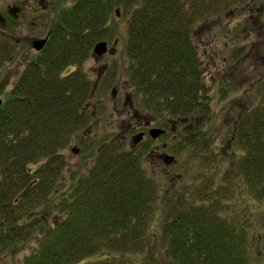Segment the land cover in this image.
I'll return each mask as SVG.
<instances>
[{"label":"trees","instance_id":"1","mask_svg":"<svg viewBox=\"0 0 264 264\" xmlns=\"http://www.w3.org/2000/svg\"><path fill=\"white\" fill-rule=\"evenodd\" d=\"M215 6L76 0L55 9L45 46L9 90L0 80V257L24 253L17 264H257L246 229L252 219L236 202L251 190L264 203V87L256 83L252 96L225 113L213 110L194 33ZM117 8L128 18V106L175 126L161 162L164 184L144 162L153 139L127 143L138 114L119 136L107 129L88 135L97 84L84 64L98 41L114 35ZM14 26L0 30V69L18 51L8 36ZM117 65L99 89L116 83ZM226 82L220 100L237 90ZM75 143L88 157L82 165H71L66 153Z\"/></svg>","mask_w":264,"mask_h":264},{"label":"rangeland","instance_id":"2","mask_svg":"<svg viewBox=\"0 0 264 264\" xmlns=\"http://www.w3.org/2000/svg\"><path fill=\"white\" fill-rule=\"evenodd\" d=\"M75 1L0 0V15L6 17L5 24H15L13 34L8 36L16 42L18 48L13 59L0 69V80L4 81L8 90L12 85L10 82L19 77L28 58L39 51L34 47V42L45 38V34L51 27L50 20H53L55 9L69 7ZM214 3L217 5L215 9L218 12L211 11L209 19L203 22V26L201 27V23L196 26L198 29L196 28L194 39L210 86L212 108L225 113L235 102L246 101L249 96H252L256 83L260 84L261 89L264 87V0H214ZM15 5L21 7V11L15 13L14 21L11 18L13 13L10 15L8 9L18 7ZM112 23L114 35L110 39L101 40L107 41V51L102 54L94 51L95 46L101 42L98 41L93 47L91 57L84 64L85 71L91 77L93 84H97L90 108L98 107L99 109L97 108L96 118L88 132V135L93 136L103 134L106 129L114 131L116 136H119L124 123L127 125L129 119L132 121L133 118L134 109L128 106L132 103L129 88L125 86L127 80L123 67L128 62L125 43L128 18L119 9V12L113 15ZM2 28L5 26H2V20H0V30ZM115 63L118 64L116 83H108L107 87L99 89L98 83L102 73H105ZM7 75L11 78H7ZM222 79L227 81L225 85L228 88L233 86L237 87V90L220 100L219 90ZM8 84H10L9 87ZM0 98L3 101V95L0 94ZM99 102L105 105V111H102ZM137 117H139L135 121L137 125L148 124L150 120L149 113L141 114L138 111ZM162 126L166 134L150 142L152 143L150 151L164 146L172 138V127L162 121L152 127L161 129ZM140 131L143 129L140 128L130 133L127 143L130 144L133 135L139 134ZM146 132L148 133L147 130ZM78 147L75 143L67 148L66 153L73 166L82 165L88 160H85L88 157L82 155L81 148ZM163 151L165 152V149ZM152 154L147 153L144 156L145 166L164 184L162 174L166 166L161 163H165L164 159L159 161L157 153ZM181 157H185V154ZM179 166L175 168L178 170ZM236 203H238V209L244 211L243 214L247 218L252 219L251 222L246 223L248 241L258 257V261L255 262L264 264V203L258 200L251 190L243 191V196ZM23 256L24 253H19L17 256L3 255L0 257V264H17Z\"/></svg>","mask_w":264,"mask_h":264},{"label":"flooded vegetation","instance_id":"3","mask_svg":"<svg viewBox=\"0 0 264 264\" xmlns=\"http://www.w3.org/2000/svg\"><path fill=\"white\" fill-rule=\"evenodd\" d=\"M37 1H39V2H43V0H37ZM15 6H18V5H15ZM19 7V6H18ZM8 11H9V14L11 15L12 13H13V10L12 9H8ZM18 11H21V7H19V9L16 11V12H18ZM14 15V14H13ZM0 20H2V26H7V23L5 24V22H7L6 21V17L5 16H3V15H0ZM47 36H49V30H48V32L45 34V36L44 37H47ZM45 46V45H44ZM106 67V66H105ZM104 67V68H105ZM105 70H103V72H104ZM104 73H102V75H103ZM101 75V76H102ZM129 95H130V93H129ZM130 98H131V95H130ZM132 109H134V106L132 105V107H131ZM138 114V112L137 111H135V109H134V111H133V117H136V115ZM159 121H157V120H150V121H148V124L146 123V124H142V125H137V124H134V123H132V124H134V127H132L131 128V130L133 129V130H137V129H140V128H142L143 129V131H140L139 132V134L140 133H142L143 134V137L141 138V140L140 141H138V142H136V144H139V143H141V142H143V141H146V140H148L149 139V137H151L153 140H157L158 138H160L161 137V135L160 136H158V137H152L151 135H150V131H151V129L153 128L152 126H154V125H157V123H158ZM136 123V122H135ZM162 128L165 130V128L162 126ZM161 128V129H162ZM173 128H175V126L173 127ZM172 128V129H173ZM146 130L148 131V133L146 132ZM166 131V130H165ZM166 133V132H165ZM164 133V134H165ZM149 134V135H148ZM133 136H135V135H133ZM134 138V137H133ZM134 142H135V140H134ZM166 144H164V146H165ZM164 146H162V147H164ZM162 147H158L157 149H154V150H152L153 151V153L154 154H156L157 155V157L159 158V159H161V160H165V152L162 150L163 148ZM164 149H165V147H164Z\"/></svg>","mask_w":264,"mask_h":264},{"label":"water","instance_id":"4","mask_svg":"<svg viewBox=\"0 0 264 264\" xmlns=\"http://www.w3.org/2000/svg\"><path fill=\"white\" fill-rule=\"evenodd\" d=\"M13 12L16 13V11L18 10V7H15V8H12ZM116 12L118 13L119 12V9L116 10ZM47 39L48 37L44 38V39H39V40H35L34 42V47L37 49V50H41L44 45L46 44L47 42ZM94 51L98 54H102L104 52L107 51V42L106 41H101L99 42L96 46H95V49ZM2 99L0 98V105L2 104ZM164 131L162 129H159V128H153L151 129L150 131V134L153 136V137H157L159 136L160 134H162ZM143 137V134H138L136 135L135 137V142H138L141 140V138Z\"/></svg>","mask_w":264,"mask_h":264}]
</instances>
